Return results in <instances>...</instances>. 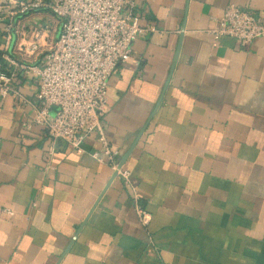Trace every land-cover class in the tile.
Segmentation results:
<instances>
[{
    "label": "crops",
    "instance_id": "1",
    "mask_svg": "<svg viewBox=\"0 0 264 264\" xmlns=\"http://www.w3.org/2000/svg\"><path fill=\"white\" fill-rule=\"evenodd\" d=\"M135 1L158 30L116 68L102 118L120 158L138 140L125 164L135 188L92 158L99 130L84 153L58 141L45 170L51 138L28 128L38 82L20 71L13 86L28 102L0 104V264H264V36L243 46L209 32L229 4L264 22V0ZM2 25L0 52L17 58L49 28L37 63L62 31L48 10L20 20L24 37L6 40Z\"/></svg>",
    "mask_w": 264,
    "mask_h": 264
},
{
    "label": "built area",
    "instance_id": "2",
    "mask_svg": "<svg viewBox=\"0 0 264 264\" xmlns=\"http://www.w3.org/2000/svg\"><path fill=\"white\" fill-rule=\"evenodd\" d=\"M0 23L4 38L24 37L19 28L22 18L33 12L51 11L61 20L62 31L55 43L48 44L47 58L33 61L42 45L39 39L47 27L35 28L27 44H21L20 57L0 52V104L8 97L27 100L13 86L20 71L38 82L41 106L31 118L32 124L44 126L52 141L47 153L48 171L58 141L84 153L83 139L96 130L101 132V147L91 153L93 159L110 166L124 182L135 188L132 172L120 167L119 151L102 132V118L108 107L109 80L118 65L131 60L133 43L143 32H156L155 26H142V15L135 0H1ZM5 20H9L5 24ZM218 25L209 32L229 36L246 46L264 36V22L257 13L237 4H229ZM28 102V101H27ZM141 222L149 225L151 214L137 207Z\"/></svg>",
    "mask_w": 264,
    "mask_h": 264
},
{
    "label": "water",
    "instance_id": "3",
    "mask_svg": "<svg viewBox=\"0 0 264 264\" xmlns=\"http://www.w3.org/2000/svg\"><path fill=\"white\" fill-rule=\"evenodd\" d=\"M173 68H174V67H173ZM172 71H173V70H172ZM170 79H171V76H170V78L168 79L166 85L169 84ZM166 87H167V86H166ZM165 89H166V88H165ZM152 117H153V116L150 117L149 121H151ZM149 121H148V123H149ZM148 123H147V124H148ZM146 126H147V125H146ZM146 126H145V128H146ZM145 128H144V130H145ZM144 130H143V131H144ZM141 135H142V134H140V136L138 137V139L141 137ZM137 141H138V140H137ZM137 141H136L135 144L133 145V148H134L135 145L137 144ZM133 148H132V149H133ZM132 149H131L127 154H125V155L121 158V160H120V167H122V166H124V165L126 164V161H127L128 157H129V155H130ZM117 175H118L117 172H115V176H117Z\"/></svg>",
    "mask_w": 264,
    "mask_h": 264
}]
</instances>
